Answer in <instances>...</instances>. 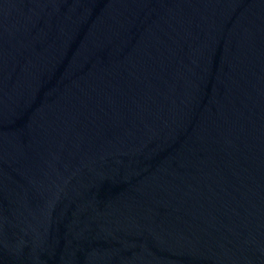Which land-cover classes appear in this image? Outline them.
<instances>
[{"label": "water", "instance_id": "obj_1", "mask_svg": "<svg viewBox=\"0 0 264 264\" xmlns=\"http://www.w3.org/2000/svg\"><path fill=\"white\" fill-rule=\"evenodd\" d=\"M0 264H264V0H0Z\"/></svg>", "mask_w": 264, "mask_h": 264}]
</instances>
